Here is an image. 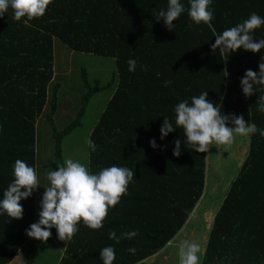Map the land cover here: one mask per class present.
Returning a JSON list of instances; mask_svg holds the SVG:
<instances>
[{
  "label": "trees",
  "instance_id": "16d2710c",
  "mask_svg": "<svg viewBox=\"0 0 264 264\" xmlns=\"http://www.w3.org/2000/svg\"><path fill=\"white\" fill-rule=\"evenodd\" d=\"M181 2L185 12L173 22V31L152 16L166 8L167 0H51L45 13L27 24L23 17L14 20L11 9L0 16V196L13 179L15 160L32 166L39 184L40 166L51 171L63 164L64 137L82 124L92 95L103 89L85 80L88 90L76 117L57 128L60 84L52 83L54 39L75 51L112 57L117 68L114 92L88 138L96 145L95 151L88 148V169L125 166L133 170V182L108 210L101 228L92 230L78 221L59 264H102L99 250L108 245L115 252L112 264H137L162 250L186 224L204 194L208 152L184 145L180 128L159 139L164 116L172 121L180 100L190 102L207 91L206 99L220 104L222 114H239L264 129V113L256 109L264 90L254 85L255 93L245 98L239 86L246 69L258 72L264 49H237L227 57L210 48L214 32L220 34L253 12L264 17V0H212L211 29L193 24L187 0ZM252 35L254 41L264 39V25ZM129 58L137 62L133 72L127 70ZM44 114L55 152L54 160L39 164L37 128ZM177 138L181 154L173 156ZM150 139H155V149ZM38 196L36 188L19 201L20 219L0 215V264L16 260L26 244L25 264L33 263L56 237L54 228L44 242L25 234L38 219ZM132 230L137 236L119 243L107 235ZM129 247L136 249L134 254ZM201 264H264V137L258 133L250 134L245 158L214 215Z\"/></svg>",
  "mask_w": 264,
  "mask_h": 264
},
{
  "label": "clouds",
  "instance_id": "9594fccd",
  "mask_svg": "<svg viewBox=\"0 0 264 264\" xmlns=\"http://www.w3.org/2000/svg\"><path fill=\"white\" fill-rule=\"evenodd\" d=\"M51 0H0V16L9 9L12 18L27 24L33 18L41 17ZM212 0H187V16L193 24L207 25L213 18ZM185 12V5L181 0H167L166 8L153 13L156 21H163L168 31H173V23L181 13ZM264 25V17L255 12L235 26L224 29L220 34H215L214 42L210 45L212 50L220 54L235 53L237 49L256 53L264 49V39L253 40L252 31ZM136 60L129 58L126 61L127 70L135 71ZM145 70V66H140ZM227 75V73H226ZM254 85H259L264 90V56L258 64V72L246 69L239 80L241 92L245 98L255 93ZM207 91L193 95L189 99L180 100L173 107L174 117L170 121L167 116L159 128V139L163 140L169 133L180 128L183 131V143L187 144L197 153L208 152L210 145L225 148L232 145L234 137H249L258 133L264 137V129H258L255 123L245 122L239 114H222L220 104H215L206 99ZM256 109L264 113V94L258 97ZM88 148L95 151L96 145L90 139L86 141ZM181 139L173 141L172 155L181 154ZM149 146L157 147L155 139L149 140ZM13 179L3 190L0 196V215L20 219L22 206L19 201L29 198L39 184L37 175L32 166L17 159L12 166ZM133 170L125 166L112 164L102 167L99 171L92 172L84 164L71 158L64 159L62 165L55 170L47 172L48 186L42 187L43 192L39 199L38 219L31 223L25 234L29 238L46 241L55 229L59 240L68 241L78 230L77 223L87 228L96 230L102 227V222L108 210L118 204L122 195H127V186L133 182ZM108 238L119 243L121 239L131 240L137 236V231L121 232L116 235L109 231ZM172 241H169L171 244ZM127 251L134 254L136 249L129 247ZM178 264H201L203 248L196 241L181 240L177 247ZM115 252L111 245L99 250V259L102 264H112Z\"/></svg>",
  "mask_w": 264,
  "mask_h": 264
},
{
  "label": "rangeland",
  "instance_id": "374dc122",
  "mask_svg": "<svg viewBox=\"0 0 264 264\" xmlns=\"http://www.w3.org/2000/svg\"><path fill=\"white\" fill-rule=\"evenodd\" d=\"M54 55L55 76L52 83L59 82L60 84L58 90L59 108L57 109L59 116L57 115L58 118H55L58 129L66 127L76 117L75 113L81 104V98L88 90L86 81L93 87H103L102 90L92 95L86 114L82 117V124L67 134L62 144L64 159L71 158L88 168L86 141L116 87L118 80L116 64L112 57L75 51L58 38L54 39ZM37 133L39 164L54 160V137L46 114L38 120ZM248 139L249 137L235 136L232 145L227 148L223 145H210L207 155L208 169L204 194L196 208L183 228L171 240V244H167L162 250L137 264H178L177 247L181 240L200 243L204 252L212 220L245 158ZM40 172H42V181H40V186H37L38 205L43 192L42 186H48L47 168L42 170V166H40ZM37 208L39 210V206ZM52 230H50L51 233ZM66 242L59 240L56 236L48 246L40 250L35 261L30 264H57ZM27 248V244L24 245L19 251V256L15 258L18 261H12L9 264H25Z\"/></svg>",
  "mask_w": 264,
  "mask_h": 264
},
{
  "label": "crops",
  "instance_id": "0c3cea01",
  "mask_svg": "<svg viewBox=\"0 0 264 264\" xmlns=\"http://www.w3.org/2000/svg\"><path fill=\"white\" fill-rule=\"evenodd\" d=\"M179 233V232H178ZM168 244H169V242H168ZM61 256V255H60ZM60 256H59V259H58V263L57 264H59V261H60ZM27 258V257H26ZM21 260H24V258H21ZM14 261H18V260H14ZM26 261V259L24 260V262ZM141 263V262H140ZM24 264V263H23Z\"/></svg>",
  "mask_w": 264,
  "mask_h": 264
}]
</instances>
